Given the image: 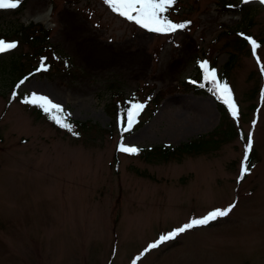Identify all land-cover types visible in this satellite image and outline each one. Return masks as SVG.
<instances>
[{"label": "rangeland", "instance_id": "1", "mask_svg": "<svg viewBox=\"0 0 264 264\" xmlns=\"http://www.w3.org/2000/svg\"><path fill=\"white\" fill-rule=\"evenodd\" d=\"M223 1L177 0L165 15L190 24L172 33L149 31L104 0L0 9V39L17 42L0 56V264H264V4ZM26 25L48 37L22 41ZM245 37L257 42L255 55ZM202 61L231 89L239 117L227 107L229 120L244 138L176 161L117 151L115 166L121 143L175 147L217 126L214 96L183 86L204 81ZM41 63L51 67L37 71ZM18 75L27 79L15 88ZM33 92L87 127L56 130L22 103ZM128 99L144 107L120 133L113 109ZM250 131L253 159L238 183ZM233 202L227 216L144 252Z\"/></svg>", "mask_w": 264, "mask_h": 264}, {"label": "snow or ice", "instance_id": "2", "mask_svg": "<svg viewBox=\"0 0 264 264\" xmlns=\"http://www.w3.org/2000/svg\"><path fill=\"white\" fill-rule=\"evenodd\" d=\"M177 2V0H104V3L109 6V8L116 14L126 18L129 21H133L137 25L148 29L152 32L157 33H172L179 29H185L189 22L175 23L168 18L165 13H167L172 6ZM244 3H248L249 0H243ZM261 4H264V0H259ZM22 3V0H0V9H16ZM252 46L253 54L255 55L256 49L258 47L257 42L250 38L245 37ZM17 47L15 42H6L4 39H0V53L6 52L10 49ZM259 63V60H258ZM199 66L203 72V78L205 83H201L200 87H204L205 84H210V91L214 94H219L218 99L227 105L231 116L234 119H238L239 110L236 102L233 100L232 91L227 85V83H221L217 79L216 69L209 68L207 61L199 62ZM46 70L43 63L37 71ZM264 72V68H262ZM27 77L21 80L17 87L24 84ZM193 83H196L193 81ZM16 93H13L15 97ZM22 103L35 105L39 107L44 113L48 115V118L54 121L59 127L67 129L73 135H79L73 130V125L68 122L67 116L70 114H65L63 107L60 104L53 102L48 96L38 94L33 92L30 96H25ZM143 104L135 103L132 104L130 108L125 109L126 113V123L120 121L122 126V132H130L136 121V117L139 115L140 110L143 109ZM255 125V121L253 122ZM254 137L250 131L246 137L245 153L243 161L241 162L240 176L237 182L239 183L245 175L249 172L250 168L247 163L249 160V152L253 150ZM117 150L122 153H127L130 155L138 154L141 149L134 145L119 144ZM236 207V202L230 204L224 209H213L206 215L198 218L191 219L188 223L181 225L179 228L173 229L172 231L162 234L156 241L150 243L144 252H148L152 249L159 247L161 244L172 241L177 238L180 234L187 232L198 226L208 225L210 222L217 220L220 217L227 216ZM143 255V253H141ZM136 259H139L137 257Z\"/></svg>", "mask_w": 264, "mask_h": 264}, {"label": "trees", "instance_id": "3", "mask_svg": "<svg viewBox=\"0 0 264 264\" xmlns=\"http://www.w3.org/2000/svg\"><path fill=\"white\" fill-rule=\"evenodd\" d=\"M224 0L222 2L224 8H227L228 6H230L232 1L235 0ZM232 5V4H231ZM239 6H241L240 3H238L236 6H234L235 8H238ZM15 10V9H13ZM33 25H26L24 27L21 28V32H20V37L22 39V41L28 42V43H32V42H36L37 40L40 41H45L46 38L48 37V30L47 29H42L40 26L37 27V33L32 35L33 32ZM0 37H4V35H0ZM20 39V40H21ZM2 53H0L1 56ZM10 59L12 60L11 63H13L12 66H14L13 68L16 69L17 71H19L18 66L21 65V63H19L18 57H16L14 54H11V56L9 55ZM230 55L228 56V59L226 60V65L230 64ZM47 59V56H43L41 58V60L44 62V59ZM51 67V63H49L48 65L46 64L45 68ZM198 75V74H197ZM21 76L22 75H18L15 80H14V87L16 88V85H18V83L21 80ZM192 81V80H191ZM193 81H195L196 83H193ZM192 82L187 81L183 84V86H186L187 89L191 90L193 93H208L214 96V103L215 105L218 107V113L220 116L219 122L217 124V126L213 129L210 130L209 132H207L206 134H202L197 136L195 139L192 138L188 141L181 142L178 145L174 146H158L154 149H148V150H144V151H140L138 154H136L139 157H142V159H146V160H151L152 158L154 160H163V162H165V160L174 158V161L181 159L183 156H187V155H195L197 156L198 154H202V153H207L209 151H214V150H218L219 146L230 140L233 139L235 137H240L241 139H243L244 137L242 136V132L240 129V126H237L236 123H233L231 120H229L230 116H228V111L226 110L227 105H225L221 99H218L217 96L219 95L214 94L213 91H210L211 85L210 84H205L204 87H200L201 83H205V81H202L200 79V75H198V77H196ZM14 88V89H15ZM25 96H30V95H25ZM22 97L23 99L25 98ZM129 100V99H128ZM10 100H8L5 103V106L8 104ZM130 102L127 103V101L122 102L119 105V101L117 103H115L116 105H114V109L113 111L115 112L113 114L114 117H117V119L119 121H126V113H125V109L130 108L132 104H130L133 100L130 99ZM28 105V108L31 109V111L34 113V115H37V117H42L45 119V121H49L51 125H53L56 130L58 129H64L59 127L54 121L50 120L48 118V115L46 113H44L39 107L35 106V105ZM7 107V106H6ZM228 118V120H227ZM68 122H70L73 127L77 128V129H83L85 127H87L86 123H83L81 121H75V120H71L68 119ZM119 132H122V124H120V129ZM124 133V132H123ZM117 149H115V155L113 156L114 159V165L117 166ZM249 160L247 161L248 165H250V161L253 159V157H251V153L249 152Z\"/></svg>", "mask_w": 264, "mask_h": 264}]
</instances>
